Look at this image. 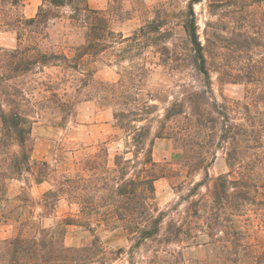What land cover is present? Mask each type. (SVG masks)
I'll use <instances>...</instances> for the list:
<instances>
[{"label":"rangeland","instance_id":"1","mask_svg":"<svg viewBox=\"0 0 264 264\" xmlns=\"http://www.w3.org/2000/svg\"><path fill=\"white\" fill-rule=\"evenodd\" d=\"M90 7L107 10L112 27L125 36L131 35L148 20L159 15L167 19L171 56L164 63L155 48L148 47L143 55L149 72L142 82L141 97L152 108L148 120L138 125H152L151 135L139 149L129 134L115 118V112L128 110L124 98L119 102L102 98L101 83H118L124 69L131 64L121 58L120 45L94 55L87 54L80 60L78 69L67 65L35 69L7 82L25 89L27 100L21 104L32 120L33 152L32 172L25 171L19 178L6 181V191L0 198V253L8 238L43 237L53 231L56 240L67 247H88L89 258L71 264H247L264 252V205L251 204L232 220L222 219V225L207 226V216L217 204L212 191L218 176L228 173L226 152L228 143L213 147L215 157L208 167V175L201 169L191 171L184 160L182 145L171 138H156L152 148L153 161L159 166L144 164L150 141L159 126L165 108L184 97L191 88L205 85L200 73L187 60L188 39L181 27L182 10L188 0H88ZM43 0H21L11 7L0 0V8L10 9L14 16L26 18L36 15ZM199 34L207 44L211 39L209 58L213 95L220 101L244 103L248 101L250 85L229 81V73L240 66L231 50L236 14L232 7L220 8L213 14L209 0L195 4ZM61 17L49 23V36L42 39L46 51L65 52L74 57L86 42V28L69 19L71 8L60 9ZM14 16H10L13 19ZM223 26L221 39L216 38L217 27ZM26 39V38H25ZM26 44L32 38L24 40ZM17 32L12 27H0V53L16 48ZM226 47H223V46ZM124 46V45H122ZM264 50H260L262 55ZM0 54V56H1ZM264 56V53L263 55ZM186 58V59H185ZM121 59L123 61H121ZM214 60V61H213ZM40 82V84H37ZM44 82V84L42 83ZM48 84L49 87L46 85ZM0 94V99H2ZM67 106L59 107L57 99ZM9 110V106L5 104ZM187 123L185 115L173 119L171 130H178ZM1 134V120H0ZM201 139L208 141L207 131ZM143 146V145H142ZM13 145L11 150H17ZM107 150V154L104 150ZM117 154L131 159L129 176H147L160 169L162 174L155 182V199L151 213L163 214L158 235L139 242L136 222L131 218L119 219L117 209L123 208L110 198L119 171L115 165ZM35 162H48L47 181L37 183ZM0 172L4 169L1 168ZM4 168V167H3ZM237 176V175H236ZM82 178V184L67 183V179ZM107 182H106V181ZM207 182L194 189L197 182ZM109 182V183H108ZM95 186L100 189H96ZM105 188H101V187ZM80 188L77 190V188ZM53 191V194H48ZM257 199L262 194H254ZM224 216V215H223ZM70 218L74 224H65ZM172 223L173 227L169 224ZM238 231L239 233H236ZM212 234V237L210 236ZM178 236V237H177ZM264 264V263H263Z\"/></svg>","mask_w":264,"mask_h":264},{"label":"trees","instance_id":"2","mask_svg":"<svg viewBox=\"0 0 264 264\" xmlns=\"http://www.w3.org/2000/svg\"><path fill=\"white\" fill-rule=\"evenodd\" d=\"M6 1L11 7L21 2ZM202 1L188 0L186 8L181 12L180 25L188 39L185 56L202 75L205 85L201 88H191L182 99L175 100L165 108L164 115L158 120L159 126L150 141L143 163L157 168L159 163L152 158L155 139L171 138L182 145L184 160L190 170L203 169L208 175V167L215 157L213 153L215 137L219 139L217 145L228 143L226 155L230 170L215 180L212 200L217 206L207 216V226L212 229L215 223L222 225L223 218L232 220L229 210L232 211V215H237L248 205H264V198L257 199L253 195V193L264 195V56H262L264 52L260 54V50H264V0H209L213 14H217L216 11L220 8L232 7V11L237 15L230 48L239 61L241 59L245 61L239 62L240 66L236 72L229 73V81L244 82L250 87L246 96L248 101L234 104L227 100L220 102L213 95L209 60L214 59L209 50L211 39L207 34V44L202 42L195 10V4ZM67 6L71 8L69 19L77 26L86 28V42L74 57L65 52H49L41 47L42 39L49 36V23L61 17L60 9ZM10 12V9L0 8V27H12L16 30L18 38L16 48L0 53V94L3 96L0 99V161L3 162L1 168L4 169L0 172V198L6 191V181L9 178H19L25 171L34 170L32 165L34 120L21 110V104L27 100L28 94L25 89L15 86L10 90L7 82L34 72L35 69L44 72L46 68L64 65L78 69L80 60L85 55H98L120 45L121 58L129 59L131 64L129 69H124L118 83H101L102 98L108 102H119L123 98L126 100L124 103L130 108L116 111L115 118L129 137L132 136L135 145L139 149H144V140L151 135L152 125L137 123L148 120L147 115L153 112L150 110L154 106L142 100L140 93L143 79L149 72L143 55L151 46L160 54L164 63L168 61L172 49L168 44L169 34L165 28L168 24L167 19L159 15L158 18L148 20L133 34L125 36L112 27L107 10L90 7L88 0H43V5L36 15L30 18L19 14L14 16ZM10 16H14L13 19ZM217 29L216 38L221 39V31H224V28L220 25ZM25 38H32V42L26 44ZM54 101L59 107L67 106L59 98ZM5 104L9 106V110L5 108ZM182 115L186 116L187 123L178 130H171L169 123ZM205 131L210 142L201 139ZM13 145L18 149L11 150ZM104 153L107 154L106 149ZM210 154L212 160L209 159ZM131 161L124 155H116L115 165L120 174L110 198L118 197L115 201L124 204L122 209H117V217L119 219L129 217L136 222V230L133 233L138 235L141 242L158 235L164 220L163 214L155 216L151 213L155 199L154 182L162 174L160 169H156L144 177L140 174H136V177L129 176ZM35 165L37 183L47 181L50 176L49 163L35 162ZM70 181L76 186L82 184V178L67 179V183ZM203 185H207V182H197L194 189ZM95 188L100 189L97 186ZM50 193L54 192L48 191L47 195ZM71 221L70 218H65L63 223L74 224ZM170 227H173L172 223L169 224V231ZM52 234L53 231L43 237L18 235L6 239L0 253V264H71V261L82 262L89 258L84 253L90 248L67 247ZM210 236L212 237L211 233ZM263 263L264 252L247 264Z\"/></svg>","mask_w":264,"mask_h":264}]
</instances>
